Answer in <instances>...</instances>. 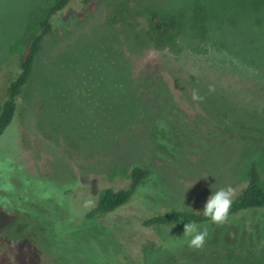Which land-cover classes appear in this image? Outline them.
Returning <instances> with one entry per match:
<instances>
[{
  "label": "rangeland",
  "instance_id": "1",
  "mask_svg": "<svg viewBox=\"0 0 264 264\" xmlns=\"http://www.w3.org/2000/svg\"><path fill=\"white\" fill-rule=\"evenodd\" d=\"M55 1L0 0V108ZM202 3L210 18L199 55L189 46ZM255 3L136 0L125 23L106 26L103 5L70 0L0 137V264H264V210L200 224L208 235L195 250L184 228L143 226L202 212L221 188L233 200L253 162L264 175V5ZM149 10L179 17L182 54L149 41ZM135 167L150 174L131 201L85 219L100 191L130 188Z\"/></svg>",
  "mask_w": 264,
  "mask_h": 264
},
{
  "label": "trees",
  "instance_id": "2",
  "mask_svg": "<svg viewBox=\"0 0 264 264\" xmlns=\"http://www.w3.org/2000/svg\"><path fill=\"white\" fill-rule=\"evenodd\" d=\"M83 5L98 2L106 9L105 25L117 26L127 21L128 14L136 0H81ZM255 6H263L264 0H255ZM70 4V0H56L49 9L46 17L39 24V33L29 39V50L21 60V71L10 83L6 91V100L0 108V137L16 120L19 112V98L24 88L28 85L42 44L46 35L54 30L55 20ZM197 10V20L191 27L193 38L198 44L189 46L195 54L204 55L208 49L203 45L209 34V8L206 3ZM257 8V7H256ZM258 16V15H257ZM256 16V17H257ZM264 19V15L262 16ZM146 34L149 41L157 50L168 51L180 55L185 51L180 41L182 24L179 17L166 15L156 10H149L146 19ZM264 24V20H263ZM264 120V107L261 111ZM149 170L135 167L131 171V185L129 189L106 188L100 191L96 206L85 216V219L94 220L106 216L123 207L131 201L140 189L144 180L149 177ZM248 185L232 200L228 217L249 210H264V175L257 163L253 162L247 173ZM189 222L198 225L211 221L202 212L187 210L169 211L155 215L143 222L144 227H169L184 228ZM247 245V244H246Z\"/></svg>",
  "mask_w": 264,
  "mask_h": 264
},
{
  "label": "clouds",
  "instance_id": "3",
  "mask_svg": "<svg viewBox=\"0 0 264 264\" xmlns=\"http://www.w3.org/2000/svg\"><path fill=\"white\" fill-rule=\"evenodd\" d=\"M214 89L210 87V91ZM192 99L202 100L196 91L192 93ZM233 188L228 186L226 188H221L215 192L207 199L204 209L202 211L203 215L208 218L212 223L217 225L224 224L228 219V214L232 205V194ZM87 206V205H86ZM184 236L191 237L188 241V246L190 248L202 249L205 244L206 236L208 235V229L206 226L203 227L201 231V226L196 222H189L184 225Z\"/></svg>",
  "mask_w": 264,
  "mask_h": 264
}]
</instances>
